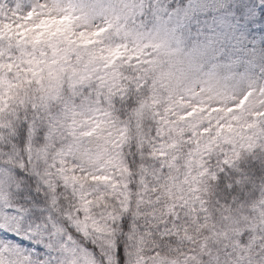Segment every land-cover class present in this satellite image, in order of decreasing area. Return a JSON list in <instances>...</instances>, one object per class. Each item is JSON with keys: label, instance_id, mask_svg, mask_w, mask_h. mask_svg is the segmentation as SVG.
Returning a JSON list of instances; mask_svg holds the SVG:
<instances>
[{"label": "snow or ice", "instance_id": "6c2138e0", "mask_svg": "<svg viewBox=\"0 0 264 264\" xmlns=\"http://www.w3.org/2000/svg\"><path fill=\"white\" fill-rule=\"evenodd\" d=\"M20 9L41 30L11 36L0 24V264H160L187 205L161 224L150 197L111 201L109 211L108 195L133 168L146 174L141 155L156 150L144 147L146 126L160 138L157 112L192 92L182 87L192 72L208 96L219 77L264 76V0H31ZM234 115L197 149V203L207 194L236 209L243 229L207 262L264 264V119L222 128ZM170 175L161 169L165 187ZM149 233L157 243L145 253Z\"/></svg>", "mask_w": 264, "mask_h": 264}, {"label": "rangeland", "instance_id": "374dc122", "mask_svg": "<svg viewBox=\"0 0 264 264\" xmlns=\"http://www.w3.org/2000/svg\"><path fill=\"white\" fill-rule=\"evenodd\" d=\"M30 2L31 0H0V24L7 21L3 33L23 37L41 30L39 25L31 23L33 20L31 13L25 16L23 9L16 11L17 4L24 5ZM252 75L251 83L240 78L219 77V83L223 85L219 94L202 96L203 99L200 101L194 92H189L186 95L187 99L178 98L173 104L160 107L155 121L162 128L160 138L151 136V124L145 129L149 135L144 139V147L150 148V141L156 144V150L144 151L141 155L143 163L140 167L146 174L140 177L139 170L134 176L130 173V178L126 182L114 184V192L108 195L109 203L105 207L109 211L112 207L111 201L118 205L122 199L131 201L139 193L144 202L148 203L150 197L153 204L158 202L160 205L154 215L163 217L161 224L168 219V211L174 204L187 205V211L181 212L179 217L181 226L173 232L174 239L165 242L164 250L156 258L160 264H186L189 261L194 264H208V252L216 254L217 249L223 252L227 244L225 237L230 236L233 229L243 230L239 228L237 211L227 213L222 210L223 207L213 214L215 220L222 216L226 222L216 220L215 225L208 229L209 221L214 220L211 206L207 203V194H203L206 206L197 203L202 192L194 181L197 179L196 172L201 167L197 149L203 150L206 147L202 142L208 138L209 132L215 129L220 119L235 113L228 124L221 127L228 128L235 123L243 131L248 130L249 121L257 122L264 119V76L259 69ZM212 105L218 107L213 109ZM233 105L234 107H230ZM213 119L216 123L212 124L211 129L202 127ZM161 169H167L172 173L167 177V187L160 182ZM141 180L144 181L143 184ZM104 210V207L97 206L98 212L102 213ZM248 211L259 214L260 208L258 205H250ZM231 223L234 225L231 226ZM151 226L153 230L157 228L156 223H152ZM156 243L151 234H147L146 242L142 245L144 252L150 253ZM199 245L201 248L197 250Z\"/></svg>", "mask_w": 264, "mask_h": 264}, {"label": "clouds", "instance_id": "9594fccd", "mask_svg": "<svg viewBox=\"0 0 264 264\" xmlns=\"http://www.w3.org/2000/svg\"><path fill=\"white\" fill-rule=\"evenodd\" d=\"M95 23L99 26L100 24H102V21L101 20H97L95 21ZM191 44V40L189 39L187 41V44L185 45V47L189 46ZM145 56L146 58H155V53L153 52V50L151 48H147L145 49ZM206 70V69H205ZM203 79V75L202 73H198V72H192L190 74V77H189V80L187 82V84L185 85H182V87H188L191 89L192 92H194V94L200 98L202 96H208L207 93H202L200 91V89L202 87H206L207 85L206 84H202L200 81H202ZM183 98L187 99V96H183ZM195 102V101H193ZM184 111H188V109H184ZM133 155H135V152H133ZM133 176L136 174V169L133 168V171L131 173Z\"/></svg>", "mask_w": 264, "mask_h": 264}, {"label": "trees", "instance_id": "16d2710c", "mask_svg": "<svg viewBox=\"0 0 264 264\" xmlns=\"http://www.w3.org/2000/svg\"><path fill=\"white\" fill-rule=\"evenodd\" d=\"M132 23H134V24H136V25H139L140 23H141V20H140V18L139 17H137L134 21H132ZM136 150L135 149H133V152H135ZM134 159V155H130L129 156V161L131 162L132 160ZM208 196V195H207ZM210 206H211V213H212V215H213V217H214V220L213 219H211L210 221H209V223L208 224H210L209 226H208V229L211 227V226H214L215 225V222H216V220H218V221H221V222H226L224 219H223V217L222 216H219V218H217L216 220H215V216H214V214H215V212H217L220 208H216L215 207V205H213V204H211V203H208ZM223 207V206H222ZM234 211H237L236 209H233ZM214 213V214H213ZM207 224V225H208ZM232 225H234V223H231V226ZM205 231H207V229L205 230ZM210 242H211V240H210ZM200 245L198 246V248H197V250H200ZM192 261H189L188 263H186V264H194V263H191Z\"/></svg>", "mask_w": 264, "mask_h": 264}]
</instances>
